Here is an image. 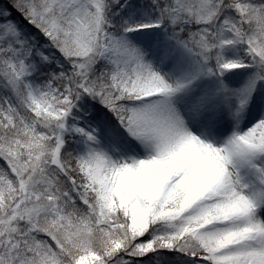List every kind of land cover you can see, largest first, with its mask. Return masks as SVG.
Masks as SVG:
<instances>
[{
  "label": "snow or ice",
  "instance_id": "snow-or-ice-1",
  "mask_svg": "<svg viewBox=\"0 0 264 264\" xmlns=\"http://www.w3.org/2000/svg\"><path fill=\"white\" fill-rule=\"evenodd\" d=\"M0 264H264V0H0Z\"/></svg>",
  "mask_w": 264,
  "mask_h": 264
},
{
  "label": "trees",
  "instance_id": "trees-1",
  "mask_svg": "<svg viewBox=\"0 0 264 264\" xmlns=\"http://www.w3.org/2000/svg\"><path fill=\"white\" fill-rule=\"evenodd\" d=\"M13 19H19V17L15 14V13H13Z\"/></svg>",
  "mask_w": 264,
  "mask_h": 264
}]
</instances>
